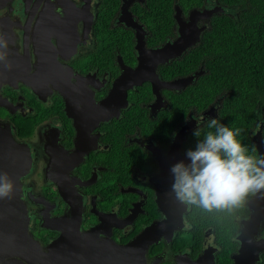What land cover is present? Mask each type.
Masks as SVG:
<instances>
[{
	"label": "flooded vegetation",
	"instance_id": "1",
	"mask_svg": "<svg viewBox=\"0 0 264 264\" xmlns=\"http://www.w3.org/2000/svg\"><path fill=\"white\" fill-rule=\"evenodd\" d=\"M175 5L168 25L157 0L0 1V134L25 166L20 198L42 248L71 229H56L67 218L94 245L134 244L140 264H233L245 245L261 248L255 264H264V198L250 197L232 229L229 215L199 219L171 193V167L189 162L191 136L216 107L185 104L196 79L154 91L132 74L138 40L154 51L179 37ZM191 49L146 72L162 83L193 76L202 69L184 74Z\"/></svg>",
	"mask_w": 264,
	"mask_h": 264
},
{
	"label": "trees",
	"instance_id": "2",
	"mask_svg": "<svg viewBox=\"0 0 264 264\" xmlns=\"http://www.w3.org/2000/svg\"><path fill=\"white\" fill-rule=\"evenodd\" d=\"M157 1L166 7L168 25L175 3L184 15L204 8L209 1L224 9L210 19L200 42L183 56L184 74L198 68L203 71L188 88L190 92L184 94V100L200 112L216 103V119L240 129L238 138L250 154L257 155L252 137L261 125L264 139V0ZM191 137L197 143L193 134ZM193 212L199 219L205 216L198 208L193 207ZM233 218L231 215L232 229Z\"/></svg>",
	"mask_w": 264,
	"mask_h": 264
},
{
	"label": "water",
	"instance_id": "3",
	"mask_svg": "<svg viewBox=\"0 0 264 264\" xmlns=\"http://www.w3.org/2000/svg\"><path fill=\"white\" fill-rule=\"evenodd\" d=\"M3 1L5 3L8 0ZM223 11L221 6L215 5L211 8L192 9L184 17L180 6L175 5L174 19L179 37L172 44L168 43L154 51L143 50L139 44L141 41L138 40L140 65L132 71V74L136 78L138 76L147 78L152 83L154 91L161 88H185L192 84L203 71L178 81L162 83L156 77L150 78L151 73L146 72V68L150 65L153 71L159 64L167 62L170 58L181 56L186 50L195 47L207 30L210 19ZM145 74L147 76H142ZM216 110V107L212 106L204 112L203 116H213L215 113L216 118ZM192 128L190 122H187L179 134V139L184 138L188 132L192 131ZM260 129L252 137L258 156L264 155V139ZM11 140L9 134L8 136L0 134V177H6L12 184L11 193L7 197H0V264H130L129 260L140 264L142 251L136 249L134 244L118 246L114 243H97L94 245L93 237H90L88 233H81L75 220L68 224L67 218L61 219L59 221L61 227L58 226L56 229L63 227H71V229L61 231L60 239L47 247L39 246L27 228L26 207L21 201L19 191V178L25 166L22 167L14 157ZM262 217L264 214H259L257 219L260 221ZM261 250V248L256 250L250 245H245L238 255L233 256V264H255L257 254ZM189 264H202V261Z\"/></svg>",
	"mask_w": 264,
	"mask_h": 264
},
{
	"label": "clouds",
	"instance_id": "4",
	"mask_svg": "<svg viewBox=\"0 0 264 264\" xmlns=\"http://www.w3.org/2000/svg\"><path fill=\"white\" fill-rule=\"evenodd\" d=\"M240 134V129L211 117L204 129L196 126L193 135L197 143L186 151L189 162H177L170 169L171 193L177 202L206 213L231 216L250 197L264 198V155L250 154L238 138ZM11 191L12 184L0 177V197H7Z\"/></svg>",
	"mask_w": 264,
	"mask_h": 264
},
{
	"label": "rangeland",
	"instance_id": "5",
	"mask_svg": "<svg viewBox=\"0 0 264 264\" xmlns=\"http://www.w3.org/2000/svg\"><path fill=\"white\" fill-rule=\"evenodd\" d=\"M214 6V5H213ZM254 134H255V132H254Z\"/></svg>",
	"mask_w": 264,
	"mask_h": 264
}]
</instances>
